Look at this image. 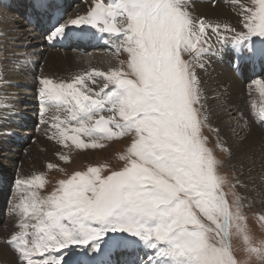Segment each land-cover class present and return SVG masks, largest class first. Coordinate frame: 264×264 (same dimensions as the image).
I'll return each instance as SVG.
<instances>
[{
	"label": "snow or ice",
	"instance_id": "snow-or-ice-1",
	"mask_svg": "<svg viewBox=\"0 0 264 264\" xmlns=\"http://www.w3.org/2000/svg\"><path fill=\"white\" fill-rule=\"evenodd\" d=\"M233 3L240 31L194 19L189 0H93L85 15L53 28L49 40L69 27L95 29L127 59L69 80L39 78L41 123L51 119V138L80 150L131 140L119 157L123 167L107 175L104 166L88 167L59 180L46 196L34 190L44 186L42 174L15 181L19 230L6 244L18 264H65V254L77 249L75 264H244L233 236L264 264V245H252L244 223L243 197L233 188L231 203L226 198L221 162L202 133L208 116L192 62L203 68L205 55L227 46L237 67L264 64V0ZM207 27L220 49L193 42ZM190 50L192 60L183 59ZM97 78L104 81L99 90L89 83ZM252 83L264 96V80ZM249 115L264 126V107ZM118 253L128 257L114 259Z\"/></svg>",
	"mask_w": 264,
	"mask_h": 264
},
{
	"label": "bare ground",
	"instance_id": "bare-ground-1",
	"mask_svg": "<svg viewBox=\"0 0 264 264\" xmlns=\"http://www.w3.org/2000/svg\"><path fill=\"white\" fill-rule=\"evenodd\" d=\"M83 1L90 6L93 3V0ZM245 1L240 0V3L247 4ZM250 1L252 2V0ZM188 9L194 19L199 20L203 17L206 24L211 23L213 25L229 20L231 17L240 16L238 5H234L233 0H189ZM13 17L15 18L14 15ZM68 17L75 18V14H69ZM17 21H22V18L19 17ZM4 28L2 27L1 31L5 33L3 34L6 38L5 42H13L16 47L11 48L16 52L20 50V52L18 58L14 59L15 63L11 59L8 60L9 65L14 64L12 67L9 66V69L0 68V79L3 82L0 85V144L5 150L4 161L7 162L6 165L0 164V178L5 176L8 180H15L17 166L25 167V164L27 166L32 160L34 161L33 164L40 162L42 159L39 158L42 155H38L37 152L33 154L28 152L23 159L30 158V160L19 165L20 160L17 152L21 149H24V153L27 152L28 146L25 147L24 144L15 141L12 146L6 144L7 141L13 140L12 134H21L32 142L34 137L37 138L45 134L47 136L55 131L54 128L48 127L52 123L49 117H45L49 120L48 124L41 123L39 97L35 96L39 88V78L48 77L59 82L60 80H69L75 75L88 72L91 69L108 71L115 67L114 57L120 61V52L117 53L114 48L108 46L111 49L102 48L94 51L90 58L76 60L73 57L74 53L70 52L69 49L65 50L64 53L57 50L41 51L38 47L41 39L34 36L33 33H29L26 25L18 26L16 31L12 32L13 35H10V30L8 33ZM209 32H212V29L207 27L206 33ZM202 59L205 65L203 68L195 61L193 65L199 79L202 103L206 109L208 124L214 128L221 144L228 149L229 157L226 162L233 169L234 182H240L246 201L251 207L261 209L264 212V126H261L249 115L254 106L258 108V106L264 105V96H261L257 86L252 84L255 79L246 84L245 81L238 80L227 65H222L218 59V52L215 55H205ZM257 78L261 79L262 77L259 75ZM89 83L90 86L96 88L94 84ZM21 91H23L22 94ZM21 95L25 98H22ZM22 103L25 104L23 111L21 110ZM32 122H35L33 127H31ZM21 123L28 124L29 129H23L19 125ZM35 133L37 136L33 137L32 134ZM56 147L45 152L53 158L59 154L67 153V148L58 143H56ZM12 154L17 159L15 162L9 159L12 158ZM4 161L3 163H5ZM9 168L13 171L11 172ZM13 202L11 201L14 206L15 203ZM18 230L16 225L14 231L9 229L0 232V260L3 264L18 263L17 255L10 246L6 245L10 235ZM78 251L79 249L65 254V264L70 262L76 256L75 252Z\"/></svg>",
	"mask_w": 264,
	"mask_h": 264
},
{
	"label": "rangeland",
	"instance_id": "rangeland-1",
	"mask_svg": "<svg viewBox=\"0 0 264 264\" xmlns=\"http://www.w3.org/2000/svg\"><path fill=\"white\" fill-rule=\"evenodd\" d=\"M248 1H250V0L245 1L247 3L246 5L251 6L252 2L251 1L248 2ZM4 2H5V5H7L9 9L12 7L11 0H4ZM89 8H90V5H88L87 3L85 4V1H80L77 4H74L70 8V11H69L68 15L66 16L64 22H67V20L69 22L71 19H74V18H69L68 17L69 14H75V18H76L77 17L76 14L78 16L85 15L87 13V11L89 10ZM9 13H10V11L5 10V8H3V6H2V9H0V68L6 67L8 69H9V66L12 67L14 65V64H12V66L9 65L8 60L11 59L12 62L15 63L14 59L18 58L20 50L18 52H16L14 49L11 48L13 46L16 47V45L13 42H11V41L5 42L6 38L3 35L5 33L1 31L2 30L1 28L5 27L4 29L7 30L8 33L10 30V35H13L14 31H16L15 29H17L18 26L22 25V23H18L17 20H15V18L13 17V15H11V13L10 14ZM219 24L220 25L227 24L230 27L235 28L237 31L242 30V28H241V17L240 16H236L234 18L231 17L229 20H226V21L221 22ZM23 25H25V24H23ZM219 31L223 32L224 30H223V28H221V29H219ZM204 41H207L208 43L212 44V42L216 41V34L213 32H209V33L205 32L203 39H201L199 41L194 39L193 42L197 44V47H200V46H204ZM22 43H24V42H22ZM215 43H213V44H215ZM47 51L49 52L50 50H47ZM60 52H62V51H60ZM64 52L65 51H63L62 53H64ZM193 52H194V50H190L189 52L183 53L182 58L185 60H192ZM74 55H73V57H74ZM113 59H115L117 66H118L120 61H125L127 59V54L124 53L123 51H121L120 52V61L117 57H114ZM192 62L194 63V61H192ZM196 63H198V62H196ZM194 70H195V67H194ZM263 72L260 75L262 77L261 78L262 80H264V73ZM0 73H1V71H0ZM98 81H102V80L99 79ZM1 82H2V80L0 79V85L3 83V82L2 83ZM245 83L248 84V82H245ZM20 93L22 94L23 91H21ZM35 96L38 97V92L35 93ZM21 97L25 98L22 95H21ZM247 104H248V102H247ZM24 107H25V104L21 108L22 111L25 109ZM248 107L251 108V106H248ZM262 107H264V105H262ZM253 108L251 109L252 111H257L261 107L258 106V108H257V106H254ZM110 114L111 113L106 112L105 116L110 115ZM44 126H46V125H44ZM48 127H50V125ZM202 133L205 137H207V147L213 151L216 158L221 162V166L219 167V173L222 176H224L226 178V180L228 181L223 187L224 192L227 194L226 198L231 203V201L233 199V188H234L236 193H238L241 197H243V199L241 200V204H242L241 211L245 217L244 223L247 226L248 233L252 238V245L253 246L264 245V212L261 209H255L253 206L251 207L248 204V202L246 201V198L244 196L245 193L242 192L243 188H241L240 184L234 182L233 169L231 168L229 163L226 162V159L229 157L228 149L225 146H223V144H221V142L218 140L214 128H212L207 123L202 128ZM41 134H42V130H41ZM35 135H36V133L32 134L33 137ZM51 137H52V134H50V135L48 134L47 136L45 134V135H42L40 137L38 136L37 138L34 137L32 142H30V139H29V141H28L29 145L26 148L27 152L24 153L23 149L20 152H18V158L20 160L19 165L22 162L26 163L28 160H30V158H28L27 160L23 159L24 155H27L28 152H31L32 154L37 152L38 155L40 154V155L44 156V157L41 156L39 158V159H42L40 162L38 161L37 163L33 164L32 162H34V161L31 158L32 162L28 163L27 166H26V164H25V167L24 166L23 167L17 166L16 172H15V180H8L5 176L0 178V187H3L6 184V193H9V194H7V197L5 199L4 207L1 206V208H0V215H2V218H4V220H2V222L0 223V229L2 230V231L0 230L1 233L6 231V230H9V229H10V231H14L16 228V225L18 223V220H19V217L17 216V214H15L12 211L13 205L11 203V201H14L13 203H15V204L18 202L17 201L18 200V188H17V185L15 184L16 180L26 179V178H29V176L31 177V176L36 175V174H42L46 182H45L43 187H40V188H37L34 190L37 191L40 196H46L50 192L53 191V189L57 186V182L59 180L67 179L74 172L86 171L88 167L104 166L101 174L107 175L110 171L119 170L121 167H123L124 161L121 160L119 157L125 151L126 147L128 146V144L130 143V140H131L130 137L114 138L111 141L102 142V143H104V146L100 147V148H95V149L88 148V149L80 150V149H75L74 147L71 149L67 148V153L65 155L69 156V160L63 161L59 158V156L53 158L52 156L48 155L45 152V151H51L54 147H56V141H55V139H53ZM39 141H42L45 143H42ZM10 143L14 144V140H11V142H9V141L6 142V144H10ZM68 143L70 144V142H68ZM18 150H20L19 147H18ZM4 153H5V150L3 149V147L0 144V164L6 165L7 162L4 161ZM77 156L80 158H78ZM12 157H15V156L12 154ZM3 161L5 163H3ZM31 164H33V165H31ZM49 164L54 165V167L49 168L48 167ZM26 168H27V170H26ZM9 170L11 172L13 171V169H10V168H9ZM24 170L26 172H23ZM23 175H24V177H22ZM25 175H26V177H25ZM7 182H9V183L7 184ZM16 195H17V197H16ZM10 212H11V214H10ZM12 214H14V215H12ZM7 215H8V217H6ZM16 219H17V221H16ZM232 245H233V248L235 249V255H236L237 259L244 262V264H257L256 257L253 256V257L249 258L248 253L243 250L242 240L237 239L235 236H233ZM0 264H3V263H1V260H0Z\"/></svg>",
	"mask_w": 264,
	"mask_h": 264
}]
</instances>
